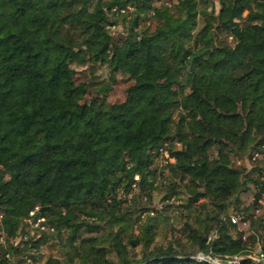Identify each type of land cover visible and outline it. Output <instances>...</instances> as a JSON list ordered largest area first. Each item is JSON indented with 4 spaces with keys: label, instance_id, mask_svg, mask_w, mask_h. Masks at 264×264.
<instances>
[{
    "label": "trees",
    "instance_id": "trees-1",
    "mask_svg": "<svg viewBox=\"0 0 264 264\" xmlns=\"http://www.w3.org/2000/svg\"><path fill=\"white\" fill-rule=\"evenodd\" d=\"M217 3L0 0V264H264V0Z\"/></svg>",
    "mask_w": 264,
    "mask_h": 264
},
{
    "label": "rangeland",
    "instance_id": "rangeland-1",
    "mask_svg": "<svg viewBox=\"0 0 264 264\" xmlns=\"http://www.w3.org/2000/svg\"><path fill=\"white\" fill-rule=\"evenodd\" d=\"M172 3H176V0H171ZM214 3L216 5L217 8V0H214ZM112 36L113 39L116 41V39L122 35V27L117 26L115 29H113L112 31ZM74 67H76V69L78 71L84 72L88 79H92L89 78L90 77V69L88 67H84V66H77L76 64L73 65ZM95 74L99 77V78H94V80L97 82V80H103L106 77V70L104 68H98V70L95 72ZM94 77V76H93ZM131 83V81L126 80L124 77L119 76L117 79L116 84L113 86L112 90L109 92L108 94V100L109 101H121L124 98V91L125 89L128 87V85ZM244 165L249 167L250 164L248 161H244ZM163 194H159L157 192H154V199H153V204L155 206H162L163 203L161 202V197ZM30 223L31 227H36L38 225V221L36 222H32V219L28 220ZM180 225L175 226L174 231H172V229H169V231H166L165 229L161 228L159 231V235L157 237V242H163V241H168L171 239H174L175 237H178V235L180 234V232H178V228Z\"/></svg>",
    "mask_w": 264,
    "mask_h": 264
},
{
    "label": "built area",
    "instance_id": "built-area-1",
    "mask_svg": "<svg viewBox=\"0 0 264 264\" xmlns=\"http://www.w3.org/2000/svg\"><path fill=\"white\" fill-rule=\"evenodd\" d=\"M124 11V10H122ZM160 164H165L167 162H174V158L171 157L168 153V151L166 149H162L161 150V154H160V160H159ZM137 178V177H135ZM231 221L235 222L236 221V217L232 216L231 217ZM211 239V236L208 237V241ZM251 259H253L254 261H261L264 258V253L262 248L260 247V245H257L256 251L253 255L249 256ZM196 259L198 260H204L207 262H211V263H219L220 260L218 258H214L211 257L209 254H204L202 252H198L195 256ZM241 258H234L232 262H238Z\"/></svg>",
    "mask_w": 264,
    "mask_h": 264
},
{
    "label": "water",
    "instance_id": "water-1",
    "mask_svg": "<svg viewBox=\"0 0 264 264\" xmlns=\"http://www.w3.org/2000/svg\"><path fill=\"white\" fill-rule=\"evenodd\" d=\"M253 260V259H252Z\"/></svg>",
    "mask_w": 264,
    "mask_h": 264
}]
</instances>
